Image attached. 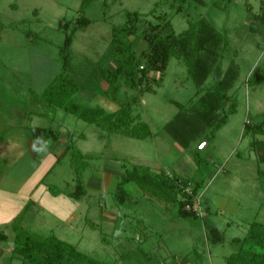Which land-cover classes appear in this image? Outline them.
Listing matches in <instances>:
<instances>
[{"label":"rangeland","instance_id":"rangeland-1","mask_svg":"<svg viewBox=\"0 0 264 264\" xmlns=\"http://www.w3.org/2000/svg\"><path fill=\"white\" fill-rule=\"evenodd\" d=\"M159 1L94 0L83 11L91 24L75 33L68 70L83 87L74 96L76 101L101 105L109 111L119 107L91 89V72L107 59L112 30L127 22V12L149 13ZM211 1L188 0V13L195 19L206 17L227 34L230 43L221 60L222 73L233 64L239 66L235 83L238 106L214 135L209 129V138L200 139L188 149L165 130L179 111L176 102L187 105L199 91L183 60L172 58L163 85L156 92L146 93L138 106L137 113L151 127L149 138L141 140L106 131L64 110H55L41 97L44 88L63 70L59 54L66 38L63 25L71 21L73 26L82 12L83 0L0 1V185L16 190L27 176L22 194H32L37 202L31 203L16 221L18 229L31 234H54L108 264H227V258L239 250L234 239L244 238L253 221L264 223V161L252 144L254 138L264 140V134L244 136L245 122L256 123L264 113V80L249 82L264 68V39L250 34L247 26L253 18L249 6L259 13L261 0H232L226 9ZM162 10L172 14L177 33L189 27L185 14H174L167 5ZM146 46L145 41L138 42V54ZM152 76L157 78L159 74ZM31 126L52 127L66 135L84 134L76 141L87 157L84 177L89 193L84 199L67 202L64 198L76 176L71 152L59 161L60 155L54 158L50 153L44 159L38 157L37 164L30 159L24 138L31 136ZM16 139L21 145L7 152L2 144ZM205 142L208 144L202 146ZM52 143L57 147L63 144ZM122 164L128 168L144 164L156 172L163 170L201 181L196 203L199 216H180L178 204L168 209L144 194V189L153 188L147 181L142 187L126 185L132 196L118 205L115 190L119 176L106 171V167L124 171ZM36 165L37 169L30 173ZM98 184L100 191L92 188ZM50 185L63 195L50 193ZM17 198L14 197L22 207L23 197ZM8 203L0 199L3 217L10 216ZM75 204L77 218L65 219ZM14 219L3 223L0 217V233L12 240L17 234ZM213 226L222 232V242L210 240ZM10 239L0 240V244L10 245ZM22 261L8 257L3 263Z\"/></svg>","mask_w":264,"mask_h":264},{"label":"trees","instance_id":"trees-1","mask_svg":"<svg viewBox=\"0 0 264 264\" xmlns=\"http://www.w3.org/2000/svg\"><path fill=\"white\" fill-rule=\"evenodd\" d=\"M1 1V0H0ZM94 0H83L81 14L75 22L67 21L63 27L66 31L64 44L59 54L63 70L44 88L42 100L82 120L95 124L111 132H120L137 139H147L152 135L149 123L137 113L142 97L148 92H156L163 85L172 58L183 60L190 76L197 84L199 91L190 103L183 105L176 102L179 111L166 124L165 130L176 142L185 149L209 138L222 128L229 117L237 111V95L235 83L239 76V66L233 64L222 73L221 60L228 49L227 34L219 31L209 20L201 16L190 17L188 0H160L149 13L128 11L127 22L114 26L112 38L108 47V57L92 72L93 91L119 104L116 110L109 111L101 105H86L76 101L74 96L80 91L79 86L70 77L68 70L72 61V46L75 33L91 24V19L83 14ZM212 4L220 9H226L232 0H212ZM16 5V4H14ZM176 13L188 16L189 27L177 33L172 23V14L162 10L163 6ZM252 20L248 23V31L253 36L264 39V2L261 0L259 13L252 11ZM145 41L147 46L138 54L136 45ZM237 65V66H236ZM152 73H158L156 78ZM264 80V68L250 77L249 82ZM124 92H121L124 89ZM252 133L264 134V113L256 123L246 121L244 136ZM61 136L59 129L52 127L31 126V137L37 148H43L49 141H57ZM77 136L74 132L68 135L69 144L62 156L72 153L71 163L75 170L73 191L69 195L82 200L88 195L84 171L86 156L76 145ZM202 141V140H201ZM254 151L260 160L264 161V140L254 138ZM84 162V164H83ZM124 171L118 178L115 196L118 205L131 197L126 185L138 184L142 187L144 181L151 182L144 194H149L168 209L178 204L180 216L198 217L197 198L202 188L201 181L192 178H182L166 171H153L150 166L140 164L128 168L122 164ZM264 173L263 171L261 172ZM261 176V174H260ZM155 188V189H154ZM54 195L60 189L49 186ZM33 201L28 202L23 211L14 219L16 229L12 241V258L19 257L22 264H108L97 260L80 251L78 246L58 238L54 234H31L17 228V220L22 218ZM209 238L214 243L223 241L222 232L218 227H211ZM0 240L7 241L8 236L0 233ZM239 250L227 258V264H264V223L253 221L244 238H235Z\"/></svg>","mask_w":264,"mask_h":264},{"label":"crops","instance_id":"crops-1","mask_svg":"<svg viewBox=\"0 0 264 264\" xmlns=\"http://www.w3.org/2000/svg\"><path fill=\"white\" fill-rule=\"evenodd\" d=\"M114 108H115V106H114ZM68 135L64 134V132H61V136H60L59 140H57V142H62L63 143L62 145H60V146L57 147L54 143H52V141H49L43 148H37L33 144L32 137L30 135H28L26 138H24V142L28 146L30 159L33 160L34 162H36V160H37L38 157H41L42 159H44V157H46L47 154L50 153L52 156H54V158H57L58 155H60L57 158V161H59L60 158L62 157V155L64 154L65 150H66L65 148L69 144V142H68ZM2 145L6 149L7 152H10V151L16 150V147L17 146H20L21 144L16 139V140H13V142H10L8 144H2ZM57 151L59 152V154H57L58 153ZM0 157H3V155H0ZM41 161L39 162V164L41 163ZM36 164H37V162H36ZM38 166L39 165H36V167L33 170H30V173L32 172V174H33L34 171L37 169ZM106 171H108V172H114L119 177L123 173V171H119V170L112 169V168H109V167H106ZM29 176H30V174H29ZM24 179L26 180L27 179V176ZM24 179H23V182L22 181L19 182L21 184H19V186L16 188V190H15V188L13 190H10L9 188H7V186L0 185V199H4L5 201L9 202L10 205H11V207L9 205V210H10L9 211L10 212V216L9 217L8 216L7 217H3L2 216V215H4V213H3L4 207H1L2 205L0 206V208H2V209H0V217H2L3 223L5 222L6 219L9 222L12 221L18 215L19 211L22 210V208H24L25 205L28 202L33 201L35 204H37L36 199H34V197H33L32 194H29V193L22 194L23 191L21 190V188L24 186V181H25ZM40 183H41V180H40ZM101 183H102V180H101ZM92 188L95 189V190H99V191L101 190L100 184H98L97 186H92ZM73 189L74 188L71 187L69 189V191H73ZM44 190H47V189H44ZM48 190L51 193L50 189H48ZM69 191L64 193V195H65L64 198H65L66 201L67 200L80 201V200H77L74 197L70 196L69 195ZM60 194H62V193H59V194H57L55 196L56 197H59ZM17 196H22L23 197V200H24L23 202L24 203H23L22 207H21V205H18V203H17V200H18ZM14 197H16L17 200H15ZM75 205L69 211L68 215H66V218L65 219L74 220L75 218H77V214L74 212L75 211V207H77V205L76 206ZM42 208H44V210H46V207L45 206H43ZM8 239H10V238L8 237ZM9 241H10V245H8V246H5L4 247V246H2L0 244V264H4L3 261H4L5 258H8V257H11L12 258V244L11 243H12L13 240L10 239Z\"/></svg>","mask_w":264,"mask_h":264},{"label":"water","instance_id":"water-1","mask_svg":"<svg viewBox=\"0 0 264 264\" xmlns=\"http://www.w3.org/2000/svg\"><path fill=\"white\" fill-rule=\"evenodd\" d=\"M124 90H125V88L124 89H122V91L121 92H124ZM208 144V142H205L202 146H205V145H207Z\"/></svg>","mask_w":264,"mask_h":264}]
</instances>
